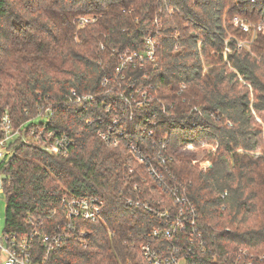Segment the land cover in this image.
<instances>
[{"label": "trees", "instance_id": "16d2710c", "mask_svg": "<svg viewBox=\"0 0 264 264\" xmlns=\"http://www.w3.org/2000/svg\"><path fill=\"white\" fill-rule=\"evenodd\" d=\"M253 32L249 50L237 44ZM146 38L155 60L118 72ZM71 91L94 100L79 108ZM47 108L46 130L67 135L70 150L9 146L4 231H62L63 198L97 197L103 208L46 264H146L137 241L154 218L125 199L167 196L130 144L166 158L168 182L193 204L218 264L239 250L264 264V0H0V121L7 113L28 132ZM201 142L216 146L205 170L187 148Z\"/></svg>", "mask_w": 264, "mask_h": 264}, {"label": "built area", "instance_id": "2783aa9c", "mask_svg": "<svg viewBox=\"0 0 264 264\" xmlns=\"http://www.w3.org/2000/svg\"><path fill=\"white\" fill-rule=\"evenodd\" d=\"M94 20L93 17L92 20L82 17L80 25ZM240 26L247 31V26L244 24ZM157 46L156 41L146 38L143 53H126L121 56L117 71L126 69L135 59L154 61ZM145 96L146 94L142 93V97ZM67 100L80 108L94 100V97L71 91ZM124 100L128 104V100L126 98ZM48 114L51 115L49 108L45 109L43 114L38 113L30 123H27H33L35 127L23 132L22 126L14 128L8 114L4 113L0 121V161L11 155L9 146L15 142L26 145L35 143L50 155L66 156L72 142L65 134L57 135L53 131L46 130L49 122ZM98 136L103 140L106 139V135L102 132H98ZM187 148L195 154L200 153V156L194 159V164H198L203 170L210 166L206 156L215 152V145L201 142L189 144ZM128 149L134 160L145 167L147 178L167 196V199L141 197H136L134 200L125 199L126 204L142 209L154 218V224L147 232L139 235L137 241L138 250L146 264H218L217 257L213 255V243L200 225L199 215L193 204L179 192L176 186L168 182L172 176L165 167L166 158L160 151L144 154L138 146L132 144L128 145ZM0 177H2L1 173ZM132 189L137 191V185ZM62 206L66 223L60 232L40 234L34 231L19 235L4 231L0 235V264H46L49 254L63 247L64 242L70 237L84 236L82 223L96 221L101 215L103 203L97 197H70L62 199ZM228 264H254V262L247 250H239Z\"/></svg>", "mask_w": 264, "mask_h": 264}, {"label": "rangeland", "instance_id": "374dc122", "mask_svg": "<svg viewBox=\"0 0 264 264\" xmlns=\"http://www.w3.org/2000/svg\"><path fill=\"white\" fill-rule=\"evenodd\" d=\"M252 27H254V25H252ZM254 32L250 35V39H241V38H237L236 42L237 44L244 46L247 50L250 49V45L252 43V39ZM230 34L228 33V38H230ZM262 128H264V126L261 125ZM200 153H196V157H199ZM1 183H2V177H0V187H1ZM5 205H6V200H5V196L2 194V192H0V235H2V233L4 232V212H5Z\"/></svg>", "mask_w": 264, "mask_h": 264}]
</instances>
